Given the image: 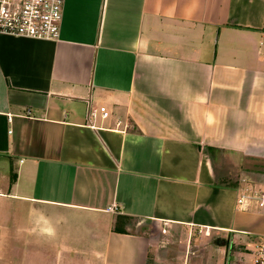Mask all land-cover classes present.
I'll use <instances>...</instances> for the list:
<instances>
[{
    "label": "crops",
    "instance_id": "crops-1",
    "mask_svg": "<svg viewBox=\"0 0 264 264\" xmlns=\"http://www.w3.org/2000/svg\"><path fill=\"white\" fill-rule=\"evenodd\" d=\"M61 1L57 39L0 34V230L26 264H162L154 227L182 264H251L264 0ZM210 149L243 163L236 188Z\"/></svg>",
    "mask_w": 264,
    "mask_h": 264
},
{
    "label": "built area",
    "instance_id": "built-area-1",
    "mask_svg": "<svg viewBox=\"0 0 264 264\" xmlns=\"http://www.w3.org/2000/svg\"><path fill=\"white\" fill-rule=\"evenodd\" d=\"M62 17L61 0H0V34L54 40L59 37ZM101 112L108 116L104 107ZM249 201H256L264 208L262 184L242 189L238 205L243 207ZM251 264H264V239L256 244Z\"/></svg>",
    "mask_w": 264,
    "mask_h": 264
},
{
    "label": "rangeland",
    "instance_id": "rangeland-1",
    "mask_svg": "<svg viewBox=\"0 0 264 264\" xmlns=\"http://www.w3.org/2000/svg\"><path fill=\"white\" fill-rule=\"evenodd\" d=\"M214 161L218 166V170L221 171L222 174H227L228 178L239 180V178L242 177L241 169H244V165L242 162L238 164L239 161L237 159L234 160L229 155L217 151L214 153ZM8 215H11L14 218L13 221L16 224V218H20V211L16 209L11 210ZM4 219L5 218L3 217L2 221H4ZM8 221L9 219L7 218V222ZM18 221L21 222L22 219L20 218ZM7 226L9 228L8 232L11 235L10 237L6 236L7 231L0 230V264H26V257H29V255L26 254V245L24 244L26 235L24 234V231H20L19 226L14 224L11 227L9 225ZM153 233L152 241L154 244H158L159 247H162V243H164L166 247H176V251L169 254L167 262H163L162 264H182L179 257H181L180 255L183 251L185 252L187 250L186 245L184 244V237L181 235L178 236L177 234L175 235L174 233L172 234L174 236L171 237L164 229L159 230L156 227H154ZM170 241H172V243ZM182 245L183 247H181ZM153 248L154 246H152V249ZM163 249L164 248L162 247L161 250ZM179 252L181 253L179 254ZM151 255H155L153 251H151Z\"/></svg>",
    "mask_w": 264,
    "mask_h": 264
},
{
    "label": "trees",
    "instance_id": "trees-1",
    "mask_svg": "<svg viewBox=\"0 0 264 264\" xmlns=\"http://www.w3.org/2000/svg\"><path fill=\"white\" fill-rule=\"evenodd\" d=\"M212 152H215L214 151V149H210ZM232 181H229V182H231V183H229V184H224V183H222V184H224V185H222V186H226V187H232V188H236V186H237V184H238V180H234V179H231Z\"/></svg>",
    "mask_w": 264,
    "mask_h": 264
}]
</instances>
